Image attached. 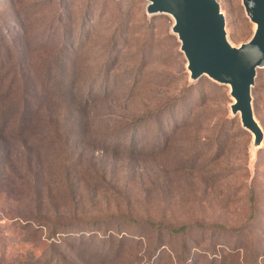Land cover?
Listing matches in <instances>:
<instances>
[{"label": "rangeland", "instance_id": "1", "mask_svg": "<svg viewBox=\"0 0 264 264\" xmlns=\"http://www.w3.org/2000/svg\"><path fill=\"white\" fill-rule=\"evenodd\" d=\"M217 1L246 43L241 0ZM145 7L0 0V264L70 244L89 264H264V69L251 150L229 87L189 81L171 17Z\"/></svg>", "mask_w": 264, "mask_h": 264}, {"label": "water", "instance_id": "2", "mask_svg": "<svg viewBox=\"0 0 264 264\" xmlns=\"http://www.w3.org/2000/svg\"><path fill=\"white\" fill-rule=\"evenodd\" d=\"M148 16L168 14L171 32L186 61L189 81L205 76L227 85L234 101L230 115L252 134L251 150L260 147L263 132L252 112L251 89L256 69H264V0H241L245 15L255 23L251 37L238 47L226 34L224 15L217 0H145Z\"/></svg>", "mask_w": 264, "mask_h": 264}, {"label": "trees", "instance_id": "3", "mask_svg": "<svg viewBox=\"0 0 264 264\" xmlns=\"http://www.w3.org/2000/svg\"><path fill=\"white\" fill-rule=\"evenodd\" d=\"M185 229L184 227H181L179 230ZM93 238V237H90ZM74 240H76L78 243H82L83 241L80 239H75L72 238ZM91 243L94 240H90ZM60 244V243H58ZM67 246V245H65ZM55 247V244H51L50 248L53 250V248ZM70 248L68 249V253H65L64 251L60 250V245L59 247H56L54 249H56L59 253H58V257H53L50 259V257H48V259L45 260V262L47 264H89L91 262L92 259L96 258L98 253L96 251V253L93 252V250L89 251L87 249H81L80 251H76L77 253L74 252L73 247L69 246ZM4 264V263H3ZM43 264V263H41Z\"/></svg>", "mask_w": 264, "mask_h": 264}, {"label": "bare ground", "instance_id": "4", "mask_svg": "<svg viewBox=\"0 0 264 264\" xmlns=\"http://www.w3.org/2000/svg\"><path fill=\"white\" fill-rule=\"evenodd\" d=\"M252 25H253V30H254L255 27H256V24L255 23H252ZM233 103H234V101H233Z\"/></svg>", "mask_w": 264, "mask_h": 264}]
</instances>
